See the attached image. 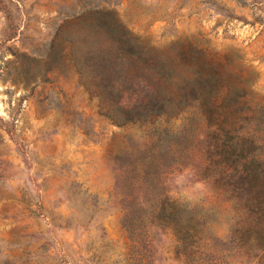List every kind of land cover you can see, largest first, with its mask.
I'll return each instance as SVG.
<instances>
[{
  "label": "rangeland",
  "instance_id": "obj_1",
  "mask_svg": "<svg viewBox=\"0 0 264 264\" xmlns=\"http://www.w3.org/2000/svg\"><path fill=\"white\" fill-rule=\"evenodd\" d=\"M0 3V264H259L230 175L264 159V0ZM161 134L142 195L199 241L124 225L128 170Z\"/></svg>",
  "mask_w": 264,
  "mask_h": 264
},
{
  "label": "trees",
  "instance_id": "obj_2",
  "mask_svg": "<svg viewBox=\"0 0 264 264\" xmlns=\"http://www.w3.org/2000/svg\"><path fill=\"white\" fill-rule=\"evenodd\" d=\"M0 10H4L1 3ZM135 62H140L141 65H144L143 71L149 74L153 82L152 90L157 91V89L159 90V85L161 87L164 86L168 80V75L165 71L160 70L159 67H155L153 61L136 54ZM203 78L199 76L197 82H205L204 80L207 77L204 76ZM188 91L190 93L193 92V94L196 92L195 88H191V90L186 88L182 89L177 95L179 97L180 94H187ZM156 94L158 95L159 93ZM172 96L173 93H167L166 90L160 94L159 101L163 107L166 106L170 101L168 99H171ZM167 137L166 134L152 137L151 147L154 146V148L150 147L147 152L137 155L128 170L131 178L126 185H123L125 190L122 192V212L125 215L124 225L126 220V229L128 228L129 230V227L130 230L137 228V225L141 224V218H135V216L153 215L157 217V221H160V224L167 225L168 229L174 231L182 242L185 243L187 240L194 238L199 241L200 233L196 231V228L191 223L180 224L178 222V220L182 222L179 205L163 198L152 210L151 203L142 195L146 192L149 194V191L159 184V174L163 169L161 163H157L155 159L157 155L154 151L157 145H161ZM237 147L236 145L235 149ZM223 154L227 155L228 153L225 151L221 153V155ZM254 154L244 155L243 158L237 159L238 161L240 160L242 167L239 170L238 168L233 170L230 178L231 182L234 183L231 185L233 192H241V195L233 200L238 198L241 201V215L246 217L248 224L246 228V232L249 233L248 246L250 249L256 248L259 251L256 257L259 258V264H264V159L257 158ZM232 156L235 155L232 154ZM223 174L225 175V173ZM131 215H134V217Z\"/></svg>",
  "mask_w": 264,
  "mask_h": 264
}]
</instances>
